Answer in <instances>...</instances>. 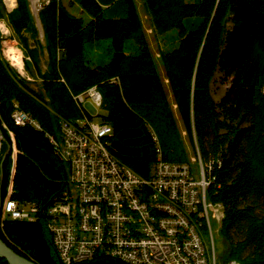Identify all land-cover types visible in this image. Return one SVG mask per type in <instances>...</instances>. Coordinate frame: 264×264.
Returning a JSON list of instances; mask_svg holds the SVG:
<instances>
[{"label":"trees","instance_id":"1","mask_svg":"<svg viewBox=\"0 0 264 264\" xmlns=\"http://www.w3.org/2000/svg\"><path fill=\"white\" fill-rule=\"evenodd\" d=\"M144 1L158 33L177 29L176 44L164 54L168 86L135 0L45 3L39 16L55 77L46 76L44 88L17 77L0 48L1 197L12 179L11 197L39 209L35 221L0 217V236L38 264H62L45 223L48 207L68 198L70 190L69 166L49 139L58 134L61 119L108 124L103 142L109 152L149 179L158 148L168 161L190 162L177 113L203 163L207 198L222 207L223 261L264 264V0ZM74 5L89 18L71 11ZM0 20L38 65L30 48L35 31L30 1L16 0L8 13L0 0ZM103 40L110 41L108 49L93 57L89 48ZM219 76L227 83L220 95L214 91ZM91 87L102 94L99 111L78 99ZM15 104L42 128L17 124ZM0 264L9 262L0 256ZM73 264L129 262L97 252Z\"/></svg>","mask_w":264,"mask_h":264},{"label":"built area","instance_id":"2","mask_svg":"<svg viewBox=\"0 0 264 264\" xmlns=\"http://www.w3.org/2000/svg\"><path fill=\"white\" fill-rule=\"evenodd\" d=\"M49 0H30L37 13ZM96 111L103 97L96 87L78 95ZM17 124L41 129L39 121L17 104ZM79 124V126L77 125ZM59 121L49 139L69 166V196L48 207L45 223L62 264L91 259L97 252L132 264H219L212 218L221 220L219 204L208 200L207 179L199 154L194 162L163 158L158 148L149 179L121 164L108 150L106 123ZM86 127V128H84ZM14 140V139H13ZM15 148V145H14ZM9 192L4 217L35 221L39 209L21 206ZM227 259L222 264H231Z\"/></svg>","mask_w":264,"mask_h":264},{"label":"rangeland","instance_id":"3","mask_svg":"<svg viewBox=\"0 0 264 264\" xmlns=\"http://www.w3.org/2000/svg\"><path fill=\"white\" fill-rule=\"evenodd\" d=\"M3 1H4V5L6 7L7 12L8 13L13 12L16 6V0H3ZM135 1H136L137 8L139 10L140 16L142 18V22L145 27L148 40H149L151 49L153 51L157 66L159 68V71L161 73V76L165 84L168 86V80L165 75L164 54L168 48L176 44L177 29L172 28L164 33H158L152 24L145 1L144 0H135ZM64 2L66 4H69V0H64ZM30 7H31V4H30ZM70 9L71 11L77 14H82L85 19L89 18V15L86 12H83L78 5L71 6ZM31 11H32L33 20H34L35 31L33 35L30 36L31 37L30 48L35 51V57L37 58L38 65L35 62H33V60L31 59L29 55L25 53L19 41L12 36L11 28L8 26V23L6 20H0V48H1V52L3 54L4 59L8 62L9 67L11 68L12 72L17 77L28 80L34 87L44 88V83H45L44 80L46 76L55 77L54 67H53L54 62H53L49 46L47 44V41L44 35L39 12L37 13L32 8H31ZM5 27H7L8 29L7 32L4 30ZM109 42H110L109 40H103L102 43L91 46L89 48L91 55L96 58L104 55L105 51L108 49ZM12 48H14L15 51H12L11 50ZM18 52H20L23 56L22 69L19 68L16 64H14V61H13V56ZM221 79H222V76H219L217 83L214 85V91L218 95H220L224 91L225 85L227 84V83L226 84L223 83ZM229 80H230V76L228 78V81ZM168 93H169V96L172 98L169 88H168ZM175 108L176 106L173 105L174 111L176 110ZM92 110L95 111L94 109ZM176 118H177L178 130H179L178 135L180 139L182 140L184 147L186 148L189 160L192 162L193 166L196 167V164L194 162V157H195L194 151L192 149L189 139L186 136L182 122L177 113H176ZM96 120H99V118L97 117ZM2 125L4 127H7L8 133L12 136V139H14L13 132L8 128V126L6 125L4 121H2ZM3 139H4V134H3ZM13 147H14V144H13ZM0 150H1V146H0ZM15 152L16 150L13 152V154ZM4 200L5 198H2V197L0 198V217L2 219L5 218L2 212V208H1ZM218 213L219 215H221V209H218ZM212 224H213L216 250H217V254H218V258L220 262L219 264H222L223 256H224L226 248H225L222 236L220 234V220L217 217L216 218L214 217L212 218Z\"/></svg>","mask_w":264,"mask_h":264},{"label":"water","instance_id":"4","mask_svg":"<svg viewBox=\"0 0 264 264\" xmlns=\"http://www.w3.org/2000/svg\"><path fill=\"white\" fill-rule=\"evenodd\" d=\"M3 139V132L0 125V146ZM10 150L8 147L6 153ZM5 153V155H6ZM1 198V192H0ZM0 256L6 258L9 264H38L33 259L17 252L13 247H11L1 236H0Z\"/></svg>","mask_w":264,"mask_h":264},{"label":"bare ground","instance_id":"5","mask_svg":"<svg viewBox=\"0 0 264 264\" xmlns=\"http://www.w3.org/2000/svg\"><path fill=\"white\" fill-rule=\"evenodd\" d=\"M4 30L7 32L8 29L7 27L4 28ZM13 61H14V64H16L19 68L22 69L23 67V56L20 52L16 53L14 56H13ZM110 127V126H109ZM110 131H111V127H110ZM220 205V209H221V214H222V207H221V204ZM130 264V263H129ZM231 264H240L238 261H232Z\"/></svg>","mask_w":264,"mask_h":264}]
</instances>
